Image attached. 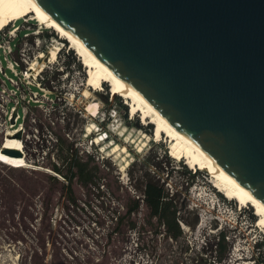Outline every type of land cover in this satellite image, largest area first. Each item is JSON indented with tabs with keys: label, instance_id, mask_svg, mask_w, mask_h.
<instances>
[{
	"label": "rangeland",
	"instance_id": "rangeland-1",
	"mask_svg": "<svg viewBox=\"0 0 264 264\" xmlns=\"http://www.w3.org/2000/svg\"><path fill=\"white\" fill-rule=\"evenodd\" d=\"M17 15L27 14L16 0H0V29ZM23 19L18 23L27 37L17 41L22 70L18 107H14L15 113L8 111L0 116V144L8 127L20 126L15 123L18 110L24 150L28 159L40 167L13 168L0 163L2 263L215 264L219 232L227 236L240 232L246 239L240 250L245 255L252 253L255 237L259 239L257 246H264L263 229L249 223L257 219L253 208L247 205V209L238 211L237 205H242L217 192L209 184L205 170L191 169L184 160L171 157L165 141L148 139L139 152L128 143L132 161L123 175L118 159L109 152L111 146L102 149L93 143L96 132L87 134L85 124L95 122L100 132L121 144L122 136L109 130L113 124H126L137 136L142 131L150 135L153 126L140 124L138 116L131 119L123 98L111 94L108 85L97 89L95 98H84L81 93L85 87V66L64 39H59L62 45L55 61L47 63L35 79L24 77L34 56L47 51L57 34L51 28L39 26L35 19ZM34 31L38 33L33 34ZM88 101L97 105L94 113L87 109ZM9 104L11 107L13 101ZM87 150L104 177L87 185L72 177L69 183L67 176L74 170L69 164L72 151L80 156L81 151ZM147 180L160 184L177 207L182 233L176 239L167 237L163 226L155 230L149 224L156 219H149L144 202L130 215L135 222L133 228L124 226L122 231H114L116 216L133 199L141 200V189ZM203 183L216 193L219 206L198 195ZM219 221L223 222L222 229H218Z\"/></svg>",
	"mask_w": 264,
	"mask_h": 264
},
{
	"label": "water",
	"instance_id": "water-1",
	"mask_svg": "<svg viewBox=\"0 0 264 264\" xmlns=\"http://www.w3.org/2000/svg\"><path fill=\"white\" fill-rule=\"evenodd\" d=\"M37 1L264 200V0Z\"/></svg>",
	"mask_w": 264,
	"mask_h": 264
},
{
	"label": "bare ground",
	"instance_id": "bare-ground-1",
	"mask_svg": "<svg viewBox=\"0 0 264 264\" xmlns=\"http://www.w3.org/2000/svg\"><path fill=\"white\" fill-rule=\"evenodd\" d=\"M16 2L24 8L27 14L25 16L37 20L36 22H38L39 26L51 28V30L55 31L57 34V38L53 40L49 49L47 51H39L30 62L27 72L31 78L35 79L47 63L56 60L58 50L62 45L59 39H64L69 43L70 48L80 57L81 63L85 66V87L81 93L84 98H95L96 90L103 89L105 85H108L111 94L123 98L124 104L128 107L127 113L131 119L138 116L140 124L144 126H153L150 135L142 131L137 136L127 129L126 124H121L117 127L113 124L109 130H113L115 134L122 136L121 140L123 144H121L115 142L107 133L100 132V128L95 122L89 121L85 124L84 131L87 134L96 132L94 133L95 138L93 139V143L101 145L102 149H107L111 146L109 152L114 154L115 159H118L117 165L123 175L132 161V154L127 146L128 143H131L133 148L139 152L144 145H146L148 139L165 141L167 143L168 153L171 157L184 160V163L191 169L200 168L205 170L209 176V184H211L217 192L221 193L229 200L237 201L242 206H251L254 210V214L257 216L255 225L260 229L262 228L264 231V200L243 183L234 179L201 144L190 137L184 130L173 124L161 111L157 110L144 94L113 70L106 61L88 48L74 32L69 30L58 18L48 12L37 0H16ZM25 16L17 15L15 19L21 20V18ZM35 32L38 33V31ZM34 82H37V80ZM91 90H93V92ZM96 107L97 105L93 102H87V109H89L90 112L94 113V111L97 110ZM110 115L112 116V114ZM19 123L17 124L19 125ZM21 131L22 124L18 126V128H7L4 141L0 146V161L15 167H40L33 164L31 159H28L24 150L25 143L23 144L24 141L22 137H20ZM6 148L13 149L15 152H6ZM46 170L49 171L50 169ZM210 190L211 189H208L203 183L202 191L198 195L201 196V198L208 199L209 202L211 201V203L216 205L219 199H217L216 193H212ZM0 264L4 263L0 261Z\"/></svg>",
	"mask_w": 264,
	"mask_h": 264
},
{
	"label": "built area",
	"instance_id": "built-area-1",
	"mask_svg": "<svg viewBox=\"0 0 264 264\" xmlns=\"http://www.w3.org/2000/svg\"><path fill=\"white\" fill-rule=\"evenodd\" d=\"M18 20L19 19H15L0 29V101L3 102H0V116L2 114H7L8 111L10 114H13L15 113L14 107H18V94L21 90L20 75L22 70L20 69L19 43H17V41L23 36L27 37L25 33H21L23 28H21ZM24 21L26 22L27 20ZM33 34H37V32L34 31ZM28 67L29 66L24 70L23 75L27 78L30 77L27 72ZM11 101H13V104L9 107ZM19 117L20 114L17 110L15 123H18ZM19 124L21 125L22 123L20 122ZM76 151H72V153L76 154ZM83 153L84 151L80 152V154ZM86 153L91 154V151L87 150ZM244 207L246 206L237 205L238 211L242 208L244 209ZM249 223L252 227H258L255 226L256 220H251ZM182 227L184 228L183 224ZM222 227L223 222L219 221L218 229H222ZM219 233L217 234V240L219 239ZM225 240L229 246L228 255H226L221 261L215 260V264H264V246H257L259 239L256 237L252 244L249 243L251 244L252 253L248 255L240 252V250L243 249V243L246 241L240 232H235L234 234H230V236L225 235Z\"/></svg>",
	"mask_w": 264,
	"mask_h": 264
},
{
	"label": "trees",
	"instance_id": "trees-1",
	"mask_svg": "<svg viewBox=\"0 0 264 264\" xmlns=\"http://www.w3.org/2000/svg\"><path fill=\"white\" fill-rule=\"evenodd\" d=\"M81 156H85V159ZM0 163L3 162L0 161ZM69 164L70 167H73L74 169L73 172H70L71 175L69 174V176H67L69 183L72 177H76L82 185H87L96 178L104 177L99 165L94 161V158L87 153H83L80 156L79 154L77 155V153L76 155L75 153H72ZM11 167L22 168L15 166ZM54 170L58 171V168L54 166ZM141 194V200H139V198L133 199L132 203L127 206L126 210L116 216L114 231L120 232L123 230L124 226H128V229L133 228L135 222L130 215L133 212L138 211L140 202H144L148 209L149 219H156L155 222L149 223L155 227V230L159 229L160 226H163V232L167 237L176 239L180 236L182 229L177 220V207L172 202V198L168 197L165 193L164 188L157 182L147 180L143 184ZM218 237L219 239L215 242V259L216 261H221L226 256L228 248L224 232H220Z\"/></svg>",
	"mask_w": 264,
	"mask_h": 264
}]
</instances>
